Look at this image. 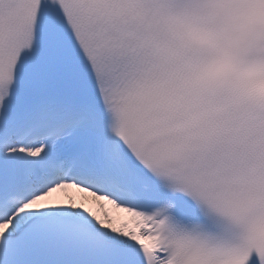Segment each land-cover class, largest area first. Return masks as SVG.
Masks as SVG:
<instances>
[{"label":"snow or ice","instance_id":"obj_1","mask_svg":"<svg viewBox=\"0 0 264 264\" xmlns=\"http://www.w3.org/2000/svg\"><path fill=\"white\" fill-rule=\"evenodd\" d=\"M0 264H264V0H0Z\"/></svg>","mask_w":264,"mask_h":264},{"label":"bare ground","instance_id":"obj_2","mask_svg":"<svg viewBox=\"0 0 264 264\" xmlns=\"http://www.w3.org/2000/svg\"><path fill=\"white\" fill-rule=\"evenodd\" d=\"M83 195H86V194H83ZM89 201H90V198H89ZM93 207H94V210L97 208V206L96 205H92ZM114 217H116V218H124V217H122V216H118V213H117V210L116 209H113L112 208V212H110ZM124 219H127V218H124Z\"/></svg>","mask_w":264,"mask_h":264}]
</instances>
